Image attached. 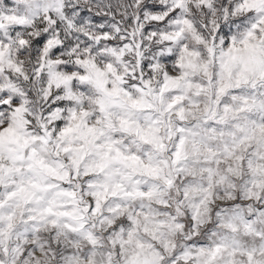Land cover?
I'll use <instances>...</instances> for the list:
<instances>
[{
	"label": "snow or ice",
	"instance_id": "snow-or-ice-1",
	"mask_svg": "<svg viewBox=\"0 0 264 264\" xmlns=\"http://www.w3.org/2000/svg\"><path fill=\"white\" fill-rule=\"evenodd\" d=\"M0 264H264V0H0Z\"/></svg>",
	"mask_w": 264,
	"mask_h": 264
}]
</instances>
